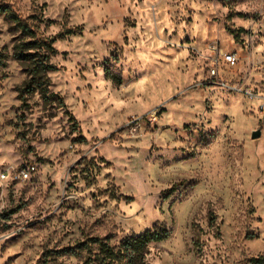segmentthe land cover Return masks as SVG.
<instances>
[{"label": "rangeland", "instance_id": "rangeland-1", "mask_svg": "<svg viewBox=\"0 0 264 264\" xmlns=\"http://www.w3.org/2000/svg\"><path fill=\"white\" fill-rule=\"evenodd\" d=\"M0 2L45 37L76 30L45 101L0 14V264H89L80 243L156 225L148 264L264 255V0Z\"/></svg>", "mask_w": 264, "mask_h": 264}, {"label": "trees", "instance_id": "trees-1", "mask_svg": "<svg viewBox=\"0 0 264 264\" xmlns=\"http://www.w3.org/2000/svg\"><path fill=\"white\" fill-rule=\"evenodd\" d=\"M0 14L20 33V38L13 47V57L25 67L29 76L25 84L26 91L36 92L43 100L50 101L53 96L56 97L48 94L46 75L48 71L55 69L49 63L50 57L56 53L53 44L64 35L75 33L76 30H67L53 37H45L38 32L36 25L28 24L27 20L21 19L9 5L0 2ZM111 78L116 79L113 76ZM56 99L62 103L59 97ZM71 119L74 121L73 118ZM169 236L170 230L167 227L156 225L139 235L125 238L117 246L111 245L107 238H90L86 243H80L77 248L86 250L89 264H148L146 256L149 245L162 242ZM195 243L198 244L199 241ZM249 264H264V255L251 258Z\"/></svg>", "mask_w": 264, "mask_h": 264}, {"label": "built area", "instance_id": "built-area-1", "mask_svg": "<svg viewBox=\"0 0 264 264\" xmlns=\"http://www.w3.org/2000/svg\"><path fill=\"white\" fill-rule=\"evenodd\" d=\"M224 61L229 63V64H234L236 61V57L233 54H225L224 55ZM211 73L214 74L215 72L212 71ZM28 176H29V170L28 169L22 170L19 172V178L20 179H23V180L28 179Z\"/></svg>", "mask_w": 264, "mask_h": 264}, {"label": "water", "instance_id": "water-1", "mask_svg": "<svg viewBox=\"0 0 264 264\" xmlns=\"http://www.w3.org/2000/svg\"><path fill=\"white\" fill-rule=\"evenodd\" d=\"M259 136H260V133L259 132H254V133H252L251 138L256 139Z\"/></svg>", "mask_w": 264, "mask_h": 264}]
</instances>
